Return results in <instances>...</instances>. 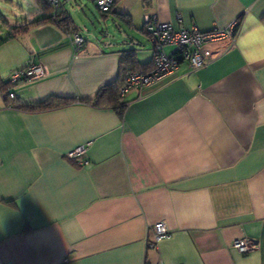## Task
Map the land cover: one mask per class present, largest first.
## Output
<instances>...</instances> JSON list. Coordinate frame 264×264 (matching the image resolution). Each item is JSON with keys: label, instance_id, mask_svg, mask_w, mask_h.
<instances>
[{"label": "crops", "instance_id": "obj_1", "mask_svg": "<svg viewBox=\"0 0 264 264\" xmlns=\"http://www.w3.org/2000/svg\"><path fill=\"white\" fill-rule=\"evenodd\" d=\"M58 1L91 23L70 17L78 49L50 21L0 44L2 81L27 65L47 71L12 85L14 98L73 99L22 111L0 93V264H264V0H116L100 19L93 0ZM148 20L238 28L201 68L181 63L121 96L123 52L152 68ZM116 81L121 115L81 100ZM159 221L169 234L149 249ZM243 238L255 244L246 253L231 245Z\"/></svg>", "mask_w": 264, "mask_h": 264}, {"label": "built area", "instance_id": "obj_2", "mask_svg": "<svg viewBox=\"0 0 264 264\" xmlns=\"http://www.w3.org/2000/svg\"><path fill=\"white\" fill-rule=\"evenodd\" d=\"M49 4L56 7L59 5L58 0H47ZM116 0H93L94 5L100 14H108L114 7ZM238 21L224 27H213L208 31H201L196 26L189 28H172L168 23L156 22L154 20L147 21L146 32L152 44L153 63L152 68L147 72H130L124 78V83L120 88L122 96L128 89L136 88L141 91L144 87L151 86L161 80L173 75L181 63H185L192 71H195L207 62H209L219 49L213 48L214 45L224 43L225 48L234 42ZM72 46L78 49L83 39L77 34H69ZM165 47H170V51L166 52ZM47 71L40 64L27 65L20 70H16L11 75V84L20 80H34L44 77ZM9 98H13V93L8 94ZM85 147L80 146L67 153V157L71 160L83 155ZM79 165L85 164L86 161L80 159L77 161ZM169 232L163 222H156L145 238L146 247L153 249L157 243L166 238ZM232 248L240 253L249 252L255 247L252 240L248 238L234 240L231 244ZM149 264V263H147Z\"/></svg>", "mask_w": 264, "mask_h": 264}, {"label": "trees", "instance_id": "obj_3", "mask_svg": "<svg viewBox=\"0 0 264 264\" xmlns=\"http://www.w3.org/2000/svg\"><path fill=\"white\" fill-rule=\"evenodd\" d=\"M37 2L40 8L45 12V14L48 15L39 20L26 22L25 24H22L20 26L10 27L8 36L5 39L0 40V44L8 39L15 38L16 36L25 33L30 26L36 25L39 22H43V21L53 22L56 26L61 28L66 34H72L75 32V29L72 27V21L70 20V16L67 14L64 15L60 11L59 5L54 7L51 4H49L47 0H37ZM119 62H120V68H119L120 75H123L124 72L127 74L137 70L142 72H146L147 70H149V63H145L137 67L134 66L135 62L131 52H123ZM14 84H11L9 82H4L0 78V93L2 94V99L6 107H11L22 111H40V110H47V109L60 107L73 101V99L50 96L44 101L35 104H26L14 97L13 98L8 97L9 94L8 90ZM118 90H119V83L118 81H116L115 83L108 84L98 89V91L93 96V98H85L81 100L87 103L92 102L94 104H109L119 115H121L124 108V103L120 102V99L118 97Z\"/></svg>", "mask_w": 264, "mask_h": 264}, {"label": "rangeland", "instance_id": "obj_4", "mask_svg": "<svg viewBox=\"0 0 264 264\" xmlns=\"http://www.w3.org/2000/svg\"><path fill=\"white\" fill-rule=\"evenodd\" d=\"M73 4L74 3L72 2L71 5ZM90 4L91 3H89V5ZM71 5L67 4L66 8L76 26L82 30H84L83 28L85 27L90 29L91 23L82 19L80 22L77 13ZM89 7L95 17L100 19V13L95 5L91 4ZM39 12H41V8L37 5L35 0H0V40H3L8 36L10 27L25 24L33 14ZM88 15L89 17H92L91 13Z\"/></svg>", "mask_w": 264, "mask_h": 264}]
</instances>
